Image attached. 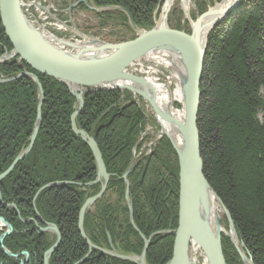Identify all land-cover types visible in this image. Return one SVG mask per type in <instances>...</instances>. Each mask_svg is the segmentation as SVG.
<instances>
[{"label":"trees","instance_id":"16d2710c","mask_svg":"<svg viewBox=\"0 0 264 264\" xmlns=\"http://www.w3.org/2000/svg\"><path fill=\"white\" fill-rule=\"evenodd\" d=\"M71 1H81L77 9L82 11L86 10L82 1L96 8L120 7L142 30L154 26L163 4V0ZM199 3L196 9L201 14L206 7ZM174 14L167 25L188 33L178 20L172 26ZM178 14L181 16V12ZM95 17L101 25L118 23L130 30L122 12ZM11 49L0 24V57ZM23 71L36 76L41 86V123L29 154L0 182V218L12 228L3 241L5 249L11 254L26 252L25 264H42L54 236L41 233L43 223L38 214L42 221L55 225L61 236L49 264H75L81 260L79 264H131L108 257L100 250L108 249L106 233L125 254L140 255L143 249L142 240L129 224L121 179L141 132L140 110L126 91L96 90L83 94V107L75 123L79 130L94 135L109 175L107 196L104 194L83 218L84 233L96 246L89 251L78 232V214L99 186H89L96 177L93 156L71 131L75 99L64 84L32 71L17 58L0 63L1 80ZM262 87L264 0H245L208 36L197 130L204 177L229 213L237 239L253 264H264V102L259 93ZM37 104V87L30 78L0 84V174L27 147ZM127 179L134 225L149 240L146 263L166 264L173 243V235L167 232H173L177 226L178 194L177 159L169 141L161 138L151 154L136 163ZM51 183L68 184L43 190L33 206L37 191ZM112 194L115 203L110 200ZM222 252L225 264H241L235 248L224 236ZM22 258L11 259L0 248V264H19Z\"/></svg>","mask_w":264,"mask_h":264},{"label":"water","instance_id":"95a60500","mask_svg":"<svg viewBox=\"0 0 264 264\" xmlns=\"http://www.w3.org/2000/svg\"><path fill=\"white\" fill-rule=\"evenodd\" d=\"M227 9H208L202 16L196 19L192 27V35L188 36L183 32L175 31L167 26L166 16L158 18L150 30L138 29L127 11L120 7L96 8L84 3L86 9L92 12H122L127 19V26L135 33V38L129 41L109 44L96 39H90L91 45L85 43H70L52 37L55 44L39 28H35L24 16L20 0H0V24L3 32L11 45L12 50L0 57V63L17 58L19 62L25 63L32 71L50 77L68 87L69 93L76 100V110L70 116V126L74 135L78 136L89 148L96 168V179L93 183H101L100 191L88 198L79 210L78 232L86 243L89 251L96 247L86 238L83 230V217L86 211L103 195L109 176L106 173L104 164L97 148L95 138L91 134L78 130L75 119L83 107V93L92 90L101 91H126L132 95L145 100L154 112L157 121H162L173 126L181 139V146L178 148L175 141L164 132L169 140L178 163V224L173 233V247L171 260L167 264H193L187 258V247L189 242L197 244L204 252L209 264H225L221 249V234L218 219L215 218L213 225L215 231H207V222L200 216L201 207L200 195L209 191L218 202L228 223V237L234 246L243 264H252L247 259L234 231L230 215L223 204L215 196L203 175V165L199 152V135L196 127L197 114L200 99V83L203 67V58L207 45V37L217 22H220L233 8L237 2ZM79 2L70 5L69 9L76 7ZM39 10L47 11L44 7L36 5ZM56 22H58L56 20ZM84 37V36H83ZM85 38V37H84ZM60 44V45H57ZM83 44V45H81ZM62 48H68L64 51ZM166 51L177 57L182 63V69L174 72L179 76V89L182 95L183 118L181 121L175 120L169 114V106L163 109L155 100L154 87L147 84L141 78L127 74L125 69L136 59L144 58L153 52ZM27 77L36 85L38 91V104L36 108V118L28 140L27 147L21 151L13 160L11 165L0 174V182L3 181L30 152L36 139L41 123V106L43 102V92L41 86L32 73L23 71L17 77L0 80L1 83H9L15 79ZM159 123V122H158ZM160 125V123H159ZM135 163L132 162L129 168L123 173L121 179L125 184V202L129 211V222L136 232L132 221V208L128 195L127 176L133 170ZM68 183H51L42 187L44 189L53 188L58 185ZM46 228L41 229L43 233H52L55 242L43 256V264H48V260L60 243V234L53 225L46 224ZM0 228L4 232L0 236V247L3 254L9 258L17 259L19 255H24L25 259L19 264H24L27 254L21 253L13 255L3 247V240L10 235L12 229L0 218ZM171 234V232H167ZM139 234V233H138ZM143 242V250L139 257L124 256L118 253L111 244L110 236L107 234V241L110 250H100L104 255L114 259L127 261L132 264H146L145 253L149 247V240L139 234ZM154 236V235H153ZM152 236V237H153ZM89 255V253H88Z\"/></svg>","mask_w":264,"mask_h":264},{"label":"rangeland","instance_id":"374dc122","mask_svg":"<svg viewBox=\"0 0 264 264\" xmlns=\"http://www.w3.org/2000/svg\"><path fill=\"white\" fill-rule=\"evenodd\" d=\"M29 1H34V0H29ZM38 1V2H36ZM32 3H40V6L44 7L46 10L48 8V11H43V10H39V9H36V7L33 5L32 7H30L29 5V11L27 13V15H24L25 17L27 16V19L29 20V22L35 27V28H39L40 29V32L42 31H45L49 34H51L52 36H54L55 38L59 39V40H63V41H67V42H70V43H81L83 41V39L87 38V39H96V40H99L101 42H105V43H109V44H116V43H119L121 40H124V41H129L130 39L132 40V37L133 39L135 38V33L131 30H126L121 24H118V23H107V24H100L99 20L97 17L94 16V14L92 12H90L88 9L86 10H78L77 9V6L74 7V8H71L69 9V6L70 5H73L77 2H72L71 0H36ZM209 1V0H208ZM79 3H81V1H78ZM83 2V5L84 3H87L85 1H82ZM88 4V3H87ZM194 4H195V0H191V8H190V12H189V17H186L185 14L182 12L181 10V6H180V3L177 2L175 5H173V7L171 8L170 10V13H169V17L170 15L174 12L175 14V18H173L172 20V26H174L175 24V21L178 20V22L180 23V26L184 29H188V25H189V21L191 20H194V18L196 17V11H195V8H194ZM90 5V4H89ZM85 6V5H84ZM163 6V5H162ZM86 8V7H85ZM162 8V7H161ZM161 8H160V11H161ZM178 12H181V16H179ZM56 20L58 22H56ZM158 21V19L156 20ZM155 21V22H156ZM57 24H63L65 25V30H58L56 25ZM104 25V26H103ZM129 28V27H128ZM66 29H73L76 33H73V32H70V31H67ZM130 29V28H129ZM85 38H84V37ZM121 43V42H120ZM64 51H68V48H62ZM12 50V49H11ZM147 58H141V61L142 63L143 62H147V60H145ZM151 61V60H150ZM145 66H149V65H145ZM156 70H158L159 73H163L165 74L166 76L169 75L170 77V71L168 70V68L166 67H158L156 66ZM129 71V70H128ZM131 72H129L130 74L135 72L133 70H130ZM163 75V76H165ZM18 76V75H17ZM15 76V77H17ZM13 77V78H15ZM23 78V77H22ZM12 79V78H10ZM19 79V78H18ZM171 79V77H170ZM1 80V79H0ZM4 80H8V79H4ZM16 80V79H15ZM201 84V83H200ZM175 85V82L172 83V80L170 82V85H168L169 87V90L171 93H173V91L176 89V86ZM180 91V89H178ZM129 93V92H128ZM260 96L264 102V87H262L260 89ZM84 94V93H83ZM131 95V98L133 99V101L135 102V105L138 107V109L140 110L142 116H143V122H142V126H141V132L140 134L138 135V138H137V141L133 147V149L131 150V162H130V165L132 162L136 163L139 162L140 160H142L143 158H146L148 157L152 150L154 149L156 143L161 139V138H165V135H164V131H163V128L161 127V125H159L158 121L155 119V116H154V112L152 110V108L150 107V105L143 99L139 98V99H136L134 97V95H132L131 93H129ZM123 96V95H122ZM121 96V99H123V97ZM200 100V99H199ZM124 101V100H123ZM161 104V103H160ZM172 109H174L175 111L177 112H181L182 111V105H181V102H177V101H173V104H172ZM37 108V107H36ZM77 106H76V100H75V110H76ZM199 109V107H198ZM74 110V111H75ZM81 112V111H80ZM72 115V114H71ZM198 115V114H197ZM76 120V119H75ZM35 122V121H34ZM34 125V124H33ZM71 127V126H70ZM77 127V126H76ZM196 127H197V123H196ZM78 129V128H77ZM79 130V129H78ZM72 131V130H71ZM82 131V130H81ZM198 131V130H197ZM84 132V131H83ZM73 133V132H72ZM86 133V132H85ZM87 134V133H86ZM89 135V134H88ZM92 135V134H91ZM199 135V134H198ZM94 137V135H92ZM95 138V137H94ZM96 142V141H95ZM97 145V144H96ZM176 155V154H175ZM18 156V155H17ZM177 158V157H176ZM129 165V166H130ZM135 167V166H134ZM129 168V167H128ZM127 168V169H128ZM134 169V168H133ZM13 171V170H12ZM3 173V172H2ZM130 174V173H129ZM123 175V174H122ZM204 175V174H203ZM128 177V176H127ZM177 178H178V163H177ZM95 181V180H94ZM127 182H128V194H129V181L127 179ZM93 183V182H92ZM108 183H109V179H108ZM107 183V185H108ZM124 183V182H123ZM98 185L99 186V190L98 192L100 191V185L101 183H95V184H89L90 185ZM107 185H106V189H107ZM44 187V186H43ZM42 188V187H41ZM40 188V189H41ZM39 189V190H40ZM105 189V191H106ZM38 190V191H39ZM45 190V189H44ZM36 193L34 199H33V202H35V199L37 197V195L42 192L40 191L39 193ZM103 193L106 194L105 196H107V193ZM97 192V193H98ZM96 193V194H97ZM124 193H125V184H124ZM95 194V195H96ZM93 195V196H95ZM103 195L101 196V198L103 197ZM92 197V196H91ZM90 198V197H89ZM100 198V199H101ZM88 199V198H87ZM86 199V200H87ZM99 199V200H100ZM85 200V201H86ZM111 202L112 203H115L116 202V197L114 196V194L111 195ZM98 201V200H97ZM96 201V202H97ZM95 202V203H96ZM94 203V204H95ZM93 204V205H94ZM124 204L125 206L127 207L126 205V202H125V197H124ZM93 205L86 211L87 212H92L93 210ZM121 205H123L121 203ZM82 207V206H81ZM128 210V209H127ZM177 212H178V209H177ZM85 213V214H86ZM18 214V213H17ZM37 214V213H36ZM84 214V215H85ZM79 216V214H78ZM129 211H128V220H129ZM37 218L43 223V228L42 229H45L46 226H45V223L46 224H50V223H47V222H44L42 221V219L39 217V215L37 214ZM84 218V217H83ZM3 219V218H2ZM219 219H220V226L223 227V229L226 231L225 235H223L224 237H228V231H229V228H228V223H227V220H225V218L223 217L222 213L220 212L219 213ZM4 220V219H3ZM132 221H133V216H132ZM6 223V222H5ZM130 224V222H129ZM134 224V222H133ZM9 225V224H8ZM50 225H53V224H50ZM131 225V224H130ZM10 226V225H9ZM55 226V225H53ZM135 226V225H134ZM11 227V226H10ZM56 227V226H55ZM132 227V226H131ZM177 227V226H176ZM234 227V226H233ZM133 228V227H132ZM136 228V226H135ZM12 229V228H11ZM137 229V228H136ZM0 230H3L4 232V228H0ZM134 230V228H133ZM176 230V228H175ZM174 230V231H175ZM135 231V230H134ZM138 232L137 235L139 236V234H141L139 232V230L137 229ZM173 232H171V234L173 235ZM2 232V233H3ZM169 232V231H168ZM12 233V231H11ZM10 233V234H11ZM42 233V232H41ZM139 233V234H138ZM47 234H51L54 236V234L52 233H47ZM60 234V233H59ZM85 234V233H84ZM107 234L106 233V238H107ZM109 235V234H108ZM142 235V234H141ZM1 236V235H0ZM9 236V235H8ZM86 236V235H85ZM110 236V235H109ZM143 236V235H142ZM140 237V236H139ZM144 237V236H143ZM152 237V236H151ZM87 238V237H86ZM111 239V238H110ZM141 239V238H140ZM151 239V238H150ZM89 240V239H88ZM173 240H174V237H173ZM4 241V240H3ZM230 241V240H229ZM54 242H55V236H54ZM53 242V244H54ZM60 242H61V236H60ZM91 243V242H90ZM108 243V241H107ZM231 243V242H230ZM52 244V245H53ZM60 244V243H59ZM92 244V243H91ZM111 244L112 246L114 247V249L120 253L121 255H124V256H136V257H139L140 255H134V254H125L123 253L120 248H119V245L114 242L112 243V240H111ZM51 245V246H52ZM51 246L48 248V250L51 248ZM59 246V245H58ZM4 247V245H3ZM96 247V246H95ZM234 247V246H233ZM1 248V247H0ZM5 248V247H4ZM58 248V247H57ZM56 248V250H57ZM110 246L108 244V249H103V250H110L109 249ZM2 250V248H1ZM47 250V251H48ZM55 250V251H56ZM102 250V249H101ZM46 251V252H47ZM54 251V252H55ZM3 252V251H2ZM9 252V251H8ZM53 252V253H54ZM142 252V251H141ZM23 253V252H22ZM21 254V253H20ZM45 254V253H44ZM43 254V256H44ZM13 255H19V254H13ZM53 255V254H52ZM51 255V256H52ZM146 255V253H145ZM50 256V257H51ZM88 254L85 256L87 257ZM20 257V255H19ZM18 257V258H19ZM22 260L25 259V256L22 255ZM109 257V256H108ZM43 259V258H42ZM240 259V258H239ZM50 260V258H49ZM49 260H48V264H49ZM118 260V259H117ZM28 261V258L26 260V262ZM82 260L80 262H77L75 264H79L81 263ZM241 262V260H240ZM42 264H43V260H42ZM132 264V263H131ZM241 264H243L241 262Z\"/></svg>","mask_w":264,"mask_h":264},{"label":"bare ground","instance_id":"6f19581e","mask_svg":"<svg viewBox=\"0 0 264 264\" xmlns=\"http://www.w3.org/2000/svg\"><path fill=\"white\" fill-rule=\"evenodd\" d=\"M20 2L22 4V8H23V4L26 2V0H20ZM177 2L180 3V6H181L180 8H181L182 12L185 14V16L186 17H189L188 15H189L190 8H191V6H190L191 0H163V4H162L163 6H161L162 8H161V11H160V13L158 15V18H159V16H160V18H163L164 16H166V22H168L167 20L169 18L170 10L173 7V5H175ZM197 2H200L199 3L200 5L203 4V6L206 7V10L203 13H201V14H199V11L196 9ZM235 2H236V0H219L218 2L217 1H214V0H209V1L208 0H195L194 8H195V11H196V17L194 18V20L189 21V25H188V31L189 32L188 33H185V31H183V30H175V29L170 28L168 25L167 26L170 29H172V30L179 31V32H183L186 35L191 36L192 35V27L194 26V23H195L196 19H198L200 16H202V14H204L208 9H210V10L211 9H214V10L215 9H219V10L227 9L231 5H233ZM244 2H245V0H240L239 2H237V4L228 11L227 15L224 17V19L222 21H225L227 19V17H229L233 12H235L236 10H238L242 6V4ZM47 11H48V8H47ZM90 12H92V11H90ZM92 13L95 16V14H101V13L103 14V13H107V12H99V13L92 12ZM222 21H220V22H222ZM157 23H158V26L161 25L160 20L157 21ZM218 23L219 22H217L216 25ZM126 25H127V22H126ZM216 25H215V27H216ZM56 27H57L58 30H65V25H63V24H57ZM215 27L212 29V31L215 29ZM138 29H140V28H138ZM66 30L67 31H70V32H73V33H76L73 29H66ZM145 31H147V30H145ZM43 33L47 36V33L45 31ZM47 37L50 39V41L52 43L55 44V41H54V39L52 37H49V36H47ZM207 39H208V37H207ZM87 42H88V45H91L90 39H87V38L83 39V42L82 43L87 44ZM123 42H125V41H123ZM57 45H60V44H57ZM81 45H83V44H81ZM206 49H207V45H206ZM205 52H206V50H205ZM204 56H205V54H204ZM144 58H147V59H145V60H147V62H143L142 63L141 58L136 59L135 61H133L125 69V72L127 74H130L129 73V72H131L130 70L135 71V72L131 73V75H133L135 77H138V78H141L142 80H144L145 82H147V84H149L152 87H154V90H155V100L160 105V107H162L163 109H167L168 106H169V108H170V110L168 111L169 114L172 115V117L175 118V120L181 121L182 118H183V111H181V112L175 111L174 109H172L173 108L172 107V104H173V101H177V102L180 101L181 103L183 101L182 95H181L180 91L178 90L179 89V83H178L179 76L173 70L175 68V71L176 70H180L181 71V69H182V63L179 61V59L177 57L173 56L171 53L166 52V51L153 52V53H151L150 55H148V56H146ZM203 60H204V58H203ZM145 65H149V66H145ZM156 66H158V67L160 66L162 68L163 67L168 68V70L171 72L170 73L171 79H170L169 75L166 76L163 73H159L158 70H156V68H157ZM163 75H165V76H163ZM171 80H172V83L175 82V85L174 86H176V89L173 91V93L170 92L169 87H168V85H170ZM92 91H94V90H92ZM134 97L136 99H139V97H136V96H134ZM158 122L160 123L161 127L163 128V131L165 133H167L175 141V143L177 144V146L179 148L181 146V142L182 141H181V139L179 137V134L177 133L176 129L173 126L167 125V124H165L162 121H158ZM95 179H96V177H95ZM177 183H178V178H177ZM215 196H216V194H215ZM200 199L202 201V203H201L202 206L199 207V214L207 222V231H209V232H210V230L213 231V232L215 231V228H214V225H213V221H214L215 218L218 219L219 228H220V234H221V249H222V236L225 235L226 231L223 229V227L220 226L219 213L220 212L222 213V215L225 218V220H226V217L223 214V212L221 210V207L219 206V204L216 201L215 197L208 190L205 191L203 194L200 195ZM129 201H130V199H129ZM34 203L35 202H33V206H34ZM177 209H178V194H177ZM177 224H178V219H177ZM41 229H40V231H41ZM155 235L156 234H154V236ZM6 238H4V239H6ZM238 244H239V246H241V249L244 252V250L242 248L243 246L239 243V241H238ZM172 247H173V243H172ZM23 253H26V252H23ZM222 254H223V252H222ZM244 254L247 257V259H250L251 260V258L245 252H244ZM20 256H22V255H20ZM171 256H172V253H171ZM27 258H28V254H27ZM187 258L193 264H209L208 263V260L206 259L205 255H204L203 250L197 244H195L192 241L189 242L188 247H187ZM223 258H224V256H223ZM170 260H171V258L169 259V261ZM145 263H146V260H145Z\"/></svg>","mask_w":264,"mask_h":264},{"label":"built area","instance_id":"2783aa9c","mask_svg":"<svg viewBox=\"0 0 264 264\" xmlns=\"http://www.w3.org/2000/svg\"><path fill=\"white\" fill-rule=\"evenodd\" d=\"M34 1H36V0H34ZM34 1H31V3L34 2ZM36 2H38V1H36ZM29 5H30L29 0H26V2L23 4V12H24L25 15H27V13H28V11L30 9Z\"/></svg>","mask_w":264,"mask_h":264},{"label":"flooded vegetation","instance_id":"af4514ba","mask_svg":"<svg viewBox=\"0 0 264 264\" xmlns=\"http://www.w3.org/2000/svg\"><path fill=\"white\" fill-rule=\"evenodd\" d=\"M25 264V263H24Z\"/></svg>","mask_w":264,"mask_h":264}]
</instances>
